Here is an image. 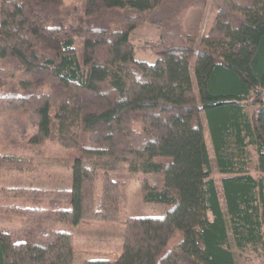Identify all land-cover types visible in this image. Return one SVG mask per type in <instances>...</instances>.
I'll list each match as a JSON object with an SVG mask.
<instances>
[{
	"label": "trees",
	"instance_id": "1",
	"mask_svg": "<svg viewBox=\"0 0 264 264\" xmlns=\"http://www.w3.org/2000/svg\"><path fill=\"white\" fill-rule=\"evenodd\" d=\"M208 2L0 0V117L34 131L12 141L28 154L0 145V173L70 172L0 183V264H82V220L122 225L112 264H234L204 123L235 248L264 256V0H213L212 26L187 33L185 12ZM143 24L159 31L151 64L130 41ZM47 142L69 159L36 160ZM133 179L154 216L125 214ZM12 219L22 241L1 229Z\"/></svg>",
	"mask_w": 264,
	"mask_h": 264
},
{
	"label": "rangeland",
	"instance_id": "2",
	"mask_svg": "<svg viewBox=\"0 0 264 264\" xmlns=\"http://www.w3.org/2000/svg\"><path fill=\"white\" fill-rule=\"evenodd\" d=\"M213 0H209L208 5L201 8H189L183 16V26L187 33L194 35L198 38L201 37L206 29H209L213 23V15L210 14L211 4ZM159 34L157 28L143 24L138 27L130 37V41L135 48V59L144 61L147 63H153L156 60V56L146 47V41L155 39ZM82 39H75V49L78 59H82ZM191 80L194 89H196V83L193 76V72L190 71ZM21 76V75H19ZM7 81V80H6ZM34 134V131L27 130L24 136L19 137L14 125V120L10 114H4L0 117V145L5 144L8 151L28 154L27 150L16 149L15 144L12 141H17L19 144L26 143L29 138ZM204 136L209 153L211 174L215 181L218 197L220 200L221 209L224 215V222L228 234V240L230 247L233 251L234 264H264V256H254L249 252L240 254L234 245L231 227L225 203L223 200L222 188H221V175L218 173L211 140L206 124L204 123ZM13 144V145H12ZM39 153V154H38ZM35 156L36 160H42L46 158L69 159L71 154L59 146L47 142L41 151ZM252 168L255 165V155L252 153ZM70 177L68 168L62 166H54L52 168H43L35 173L14 171H3L0 173L1 182H27V181H58L65 180ZM128 185V203L125 208V214L129 216L142 217V216H154L155 210L151 207H144L142 205L140 197V184L136 180H127ZM6 219V218H4ZM1 229L10 234L14 241L23 240V232L20 228L18 220L12 219L9 224L6 222L2 225ZM74 232V252L81 258L82 264H112L119 256L122 247V225L115 222L106 221H91L82 220L77 226L73 227Z\"/></svg>",
	"mask_w": 264,
	"mask_h": 264
}]
</instances>
